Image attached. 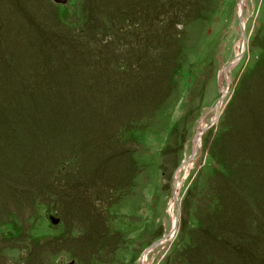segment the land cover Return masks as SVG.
I'll return each instance as SVG.
<instances>
[{
  "label": "rangeland",
  "instance_id": "374dc122",
  "mask_svg": "<svg viewBox=\"0 0 264 264\" xmlns=\"http://www.w3.org/2000/svg\"><path fill=\"white\" fill-rule=\"evenodd\" d=\"M242 1L0 0V264H264Z\"/></svg>",
  "mask_w": 264,
  "mask_h": 264
},
{
  "label": "water",
  "instance_id": "95a60500",
  "mask_svg": "<svg viewBox=\"0 0 264 264\" xmlns=\"http://www.w3.org/2000/svg\"><path fill=\"white\" fill-rule=\"evenodd\" d=\"M56 3H61V4H65V3H67L68 2V0H54ZM244 4V3H243ZM244 7H245V5H243V7H242V11L240 12V23H241V26H242V28H243V23H242V13H243V10H244ZM245 37V36H244ZM246 38H244V40H245ZM245 45H246V40H245ZM242 54H240L239 56H237L233 61H232V63H230V64H228L226 67H225V70H228L230 67H231V65H233V64H235L236 62H237V60H238V57H240ZM222 98H223V93L221 94V98H220V100H219V102H218V109L221 107V104H222ZM205 128L206 127H204L203 128V131L205 130ZM195 153L196 152H194L193 154H192V156L190 157L191 159L194 157V155H195ZM179 216H176V221H175V224H174V230H176L177 229V223H178V218ZM51 220H52V222L53 223H57L58 221H59V219L57 218V217H55V216H51ZM163 241H158V242H156V243H154V244H152L150 247H148L147 249H146V251H145V253L144 254H146V253H148L152 248H154V247H156L157 245H159L160 243H162ZM144 256V255H143ZM23 264H28V263H23Z\"/></svg>",
  "mask_w": 264,
  "mask_h": 264
},
{
  "label": "bare ground",
  "instance_id": "6f19581e",
  "mask_svg": "<svg viewBox=\"0 0 264 264\" xmlns=\"http://www.w3.org/2000/svg\"><path fill=\"white\" fill-rule=\"evenodd\" d=\"M244 2V0L242 1V3ZM243 6V5H242ZM242 10V9H241ZM203 133V130H202V132H201V134ZM200 133H199V135H198V139L197 140H199L200 139V135H201ZM196 149V148H195ZM194 152H196V150H194ZM180 182V181H179ZM178 185H180V183H178L177 184V186ZM176 194H178V187H177V192H176V190H175V193H174V196H176ZM175 200V199H174ZM172 205V204H171ZM174 204L171 206V213L173 214V211H174ZM145 255V254H144ZM144 257V256H143Z\"/></svg>",
  "mask_w": 264,
  "mask_h": 264
}]
</instances>
